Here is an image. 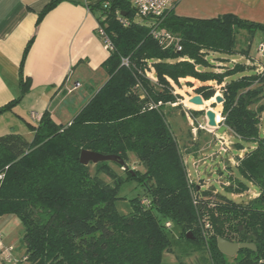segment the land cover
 Returning <instances> with one entry per match:
<instances>
[{
	"label": "trees",
	"instance_id": "trees-1",
	"mask_svg": "<svg viewBox=\"0 0 264 264\" xmlns=\"http://www.w3.org/2000/svg\"><path fill=\"white\" fill-rule=\"evenodd\" d=\"M61 1L49 0L36 25ZM86 4L100 12L98 20L113 45L101 63L107 79L70 123L57 124L45 110L36 125L28 124L33 132L30 140L14 132L0 136V217L15 215L23 225L21 262L163 264V253L172 244L168 233L175 224L179 238L207 253L205 264H229V259L234 264H264V135L259 130L264 105L252 107L264 97V69L257 73L244 62L219 72L207 69L213 66L210 52L225 62L230 56L248 57L250 42L257 31L264 33V23L232 13L208 19L184 17L171 8L159 26L178 39L180 50H176L151 36L148 22L139 18L129 0ZM116 11L129 21L126 26L119 23ZM238 32L246 33L243 48L237 46ZM123 58L127 65L121 63ZM150 67L154 82L146 76ZM184 78L200 83L194 91L204 101L215 92L206 83L222 84L220 121L235 135V148L252 146L237 156L239 176L224 190L239 194L250 182L258 195L248 202H236L225 192H215L211 198L208 190L188 179L164 110L166 105L178 107L171 106L179 97L172 83L179 85ZM19 86L20 95L1 106L0 113L20 102L28 88L27 76L20 74ZM82 150L117 155L126 166L116 161L84 165L79 161ZM130 153L143 170L130 169ZM131 181L141 185L143 193L129 200L132 211L122 215L115 201L121 198L122 184ZM144 198L148 204L142 203ZM219 237L251 243L254 249L242 248L227 256L218 249ZM178 264L186 263L180 259Z\"/></svg>",
	"mask_w": 264,
	"mask_h": 264
},
{
	"label": "crops",
	"instance_id": "crops-1",
	"mask_svg": "<svg viewBox=\"0 0 264 264\" xmlns=\"http://www.w3.org/2000/svg\"><path fill=\"white\" fill-rule=\"evenodd\" d=\"M48 1L0 0V107L20 95V74L28 78L20 102L0 113V136L14 132L30 140L33 132L28 124L36 125L45 110L57 124L70 123L107 79L101 63L109 51L95 32L100 12L90 10L88 0H63L36 25ZM172 9L184 17L208 19L232 13L264 23V0H174ZM189 159L195 160L193 155ZM0 240L5 247L1 232Z\"/></svg>",
	"mask_w": 264,
	"mask_h": 264
},
{
	"label": "rangeland",
	"instance_id": "rangeland-1",
	"mask_svg": "<svg viewBox=\"0 0 264 264\" xmlns=\"http://www.w3.org/2000/svg\"><path fill=\"white\" fill-rule=\"evenodd\" d=\"M245 34V32L237 33L238 48L245 47ZM260 41H264V33L257 31L254 34L249 47V53L255 58H257L255 53L257 45ZM208 55L209 58H213V66H210L207 69L212 68L211 70H214L215 72L223 71L228 69V67L230 68V66L236 65V63H227L231 58H237V62L239 63L244 62V58H240V56H230L227 58V62H225L224 60L217 59L218 57L222 58L223 56L221 55H214L213 52H210ZM258 58H260L259 63L264 66V60L262 57ZM250 62L253 64L254 61L252 62L251 60ZM248 66H251V64ZM229 78L226 80H229ZM179 82V85L172 83L175 94L179 96L175 102L178 104V107H169L166 105L164 110L166 120L177 141L178 149L182 154L183 163L186 166V175L190 173V182L208 190L209 193H211V198L216 197L214 194L215 192H225L228 197L236 202H248L258 195L257 186L254 184L246 182L247 190L239 194L229 193L224 190V186H227L230 182H233L232 179L236 175L239 176L236 167L237 156L242 157L247 150L252 148V146L250 147V144L246 143L243 150L235 148V135L230 131V129L223 125L222 121H220L222 120L220 114L222 104H216L214 96L216 94L222 95L220 91L222 84L217 85L214 81L206 83L215 88L213 97L205 100L207 102L204 101L203 105H194L189 103L188 99L196 94L194 88L200 85V83L193 78L180 79ZM187 82H192L193 86H189ZM259 104L264 105V97H262L260 101L252 107L256 108V106ZM209 108L212 109L216 114V123L218 124L217 128H212L207 125L205 110ZM189 110H200L202 113L194 116H187L186 113L190 114ZM66 123L59 122L58 124ZM259 130L260 134L264 135V111L260 114ZM220 137H222L227 144V151L221 150V144L218 140ZM188 154L189 156L193 155L195 160L189 159V156L186 157ZM127 165L130 167V169L143 170L142 165L138 163L133 153H130V158L128 159ZM113 167L119 172V174H123L121 169L119 170L114 165ZM197 170H203L204 172L203 174H200V172L197 174ZM90 172L93 173L92 167ZM201 175H203L204 178H201ZM102 177L110 182L108 177L104 175ZM226 181L228 184H226ZM142 193V186L135 181L122 184L119 190V196L121 198L115 201L117 212L122 215L130 213L132 211V206L129 200L137 195H141ZM9 215L11 216L8 217ZM9 215L0 217V223L4 221V223H2L3 225L0 229V232L2 235V240L6 244L5 247H11L10 256L13 260L6 261L4 263L2 261L4 256L0 255V264H25V262H21V259L25 254V246L22 241L24 228L18 217L12 214ZM168 234L171 235L170 239L172 244L170 251L163 253V264H178L180 259L186 264H205L208 262V258L206 257L207 253L205 251L194 250L195 248L192 247L190 243H187L184 238H179L180 230L175 224L172 225L171 232ZM229 262V264H234V261L230 259Z\"/></svg>",
	"mask_w": 264,
	"mask_h": 264
},
{
	"label": "built area",
	"instance_id": "built-area-1",
	"mask_svg": "<svg viewBox=\"0 0 264 264\" xmlns=\"http://www.w3.org/2000/svg\"><path fill=\"white\" fill-rule=\"evenodd\" d=\"M173 2L174 0H129L130 6L134 9V11L136 12V14L139 16V18H142L143 20H146L148 22V25L150 27V31L149 33L151 34V36L157 40V42L164 46L167 47L169 45H173L175 47L176 50H180V46L178 44V39L176 37H174L173 35H171L168 32L162 31L159 23L161 22V20L163 19V17L166 15V13L172 8L173 6ZM104 9H106L108 7V1H104L103 2V6ZM116 15L118 18V21L120 24H122L123 26H126L129 21L123 17L118 11H116ZM105 16H101L100 20H104ZM95 32L97 34V36L99 37V39L101 40L104 48L108 51H111L113 48L112 42L108 36V34L106 33L105 30V26L102 25L100 23V21L98 20L97 26L95 28ZM257 58L253 57L250 53L248 55V57H244V56H240V58H244V63L247 65L254 66L255 71L257 73H260L263 69L264 66H262L259 63V59L258 57H262L264 56V41H260L257 45L256 48V53ZM251 58V59H249ZM252 60L253 64L250 62ZM258 62V63H257ZM123 65H127L128 64V60L127 58H123L122 62ZM227 63H238L237 62V58H231L229 60V62ZM153 69L150 67L149 71H146V76L149 77L153 82L155 81V78L153 77ZM177 103H171V105H176ZM187 116L190 114L186 113ZM31 117L32 118H36V114L31 112ZM218 127V124L216 126V128ZM219 143L221 144V150L222 151H227V144L225 143V141L223 140L222 137L218 138ZM188 171V170H187ZM197 174H199L198 171H196ZM188 179L190 177V173L187 174ZM190 180V179H189ZM191 181V180H190ZM226 184H228V182L226 181ZM142 203L144 204H148V200L146 198L142 199ZM165 226L166 227H170V222H165ZM206 226H208V224H206ZM0 249L2 250V254L4 256V261H10L12 260V257L10 256V252H11V247L7 246V247H2L1 244V240H0Z\"/></svg>",
	"mask_w": 264,
	"mask_h": 264
},
{
	"label": "water",
	"instance_id": "water-1",
	"mask_svg": "<svg viewBox=\"0 0 264 264\" xmlns=\"http://www.w3.org/2000/svg\"><path fill=\"white\" fill-rule=\"evenodd\" d=\"M214 100L216 103H222L223 98L221 95L216 94L214 96ZM189 103L194 104V105H203L204 100L202 99V97L199 94H195L193 96H191L188 99ZM205 117H206V121H207V125L209 127H216L217 123H216V114L212 109H207L205 110ZM79 161L84 164L87 165L88 163H97L99 161H116L119 164H121L123 166V168H125L126 164L124 163V161L117 155H105V154H101L99 152H94V151H90V150H82L80 152V156H79ZM217 246L218 249L225 255L227 256H233L236 254V252L239 249L242 248H252L254 249V245L251 243H245V242H232L229 240H226L224 238L219 237L217 239Z\"/></svg>",
	"mask_w": 264,
	"mask_h": 264
}]
</instances>
